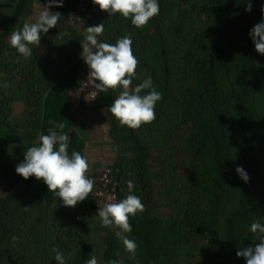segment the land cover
<instances>
[{"label": "rangeland", "instance_id": "rangeland-1", "mask_svg": "<svg viewBox=\"0 0 264 264\" xmlns=\"http://www.w3.org/2000/svg\"><path fill=\"white\" fill-rule=\"evenodd\" d=\"M30 1L0 0V85L9 82L0 86V264H57L54 248L72 254L68 264H86L93 254L99 264H246L236 252L260 243L258 234L247 236L251 218L264 212V55L249 35L264 20V0H158L159 14L135 30L142 55L133 86L147 75L162 93L151 124L132 130L112 116L121 148V199L131 180L145 205L129 218L135 258L116 235L119 229L95 228L91 194V211L64 206L42 180L15 171L24 152L52 127L45 96L27 97L22 79L13 77L19 53L8 41L21 21L13 13ZM119 21L104 17L107 43L123 37L126 26ZM219 41L231 57L211 80L205 63ZM119 91L107 93L112 102ZM60 122L67 127L65 112ZM238 165L248 182L236 172Z\"/></svg>", "mask_w": 264, "mask_h": 264}, {"label": "clouds", "instance_id": "clouds-1", "mask_svg": "<svg viewBox=\"0 0 264 264\" xmlns=\"http://www.w3.org/2000/svg\"><path fill=\"white\" fill-rule=\"evenodd\" d=\"M92 2L109 16L119 13L123 18L130 19L131 24L137 29L144 28L160 11L158 0H92ZM52 4L62 6V0H49V3L33 17L35 22H25L22 29L11 34L8 41L10 46L24 58L32 55V46L36 48L40 46L42 33H47L49 29L58 25L61 13L50 11ZM251 8L252 5L249 3L246 11L250 12ZM103 33V23L89 26L85 42L81 44V56L88 66L94 87L103 93L120 89L109 108L120 126L137 130L142 125L151 124L156 119L155 106L162 100V93L153 86L151 76L133 86V80L138 78L136 69L139 60L133 53L131 35H125L114 44H110L98 41L97 37ZM249 35L257 53L264 55V20L256 23ZM0 86L8 87L9 82L4 81ZM142 92L145 94L141 95ZM48 123L52 125L48 134L39 135L38 146H32L24 152V160L16 166L15 171L24 179L34 176L37 180H42L48 192L54 193L64 206L75 207L93 191L94 181L87 175L90 165L80 152L73 150L69 154V136L63 132L66 124L54 120H49ZM236 172L245 182L249 181L250 178L242 166L238 165ZM133 189V182L127 181L126 198L114 202V198L109 196V202L99 207L98 216L103 227L119 229L116 235L125 251L135 258L138 245L127 235L132 232L129 218L137 213H143L145 205L140 197L133 194ZM249 230L259 235L260 243L240 248L236 255L245 258L246 264H264V224L258 220L254 221ZM16 239V236L12 237L13 241ZM53 251L57 264H68L71 253L65 257L58 248H54ZM86 264H99L97 256L93 254ZM109 264L120 262L112 260Z\"/></svg>", "mask_w": 264, "mask_h": 264}, {"label": "crops", "instance_id": "crops-1", "mask_svg": "<svg viewBox=\"0 0 264 264\" xmlns=\"http://www.w3.org/2000/svg\"><path fill=\"white\" fill-rule=\"evenodd\" d=\"M69 1L62 0V6H50V11L61 13L58 25L41 34L40 46H32L30 57L23 58L18 54L16 60L20 69L16 66L17 75L13 77L22 79L20 91L27 97L30 94L45 96V101L49 103L47 114L52 120L60 122L66 113L69 122L64 132L69 136L68 152L71 154L76 150L87 158L90 165L88 176L104 166H112L117 172L121 148L114 138L112 114L109 111L113 99L103 92L98 99H90L76 83L74 72L81 58L82 46L77 32L68 28L64 20V8ZM48 3L49 0H31L25 9L22 8L23 11L16 8L13 14L21 20L18 30L25 22H35L33 17ZM102 37L106 42L105 32ZM23 80H36V84L30 83L24 90ZM91 203L88 196L76 207L91 211ZM94 221L95 228L101 226L99 216L96 215Z\"/></svg>", "mask_w": 264, "mask_h": 264}, {"label": "built area", "instance_id": "built-area-1", "mask_svg": "<svg viewBox=\"0 0 264 264\" xmlns=\"http://www.w3.org/2000/svg\"><path fill=\"white\" fill-rule=\"evenodd\" d=\"M99 16L100 8L98 5L93 4L92 0H70L67 22L80 36L81 44L85 42L87 27L100 24ZM97 39L99 42H102V35L98 36ZM75 77L80 89L90 99H98L102 95V92H99L94 87L93 78L89 75L88 66L82 56L76 66ZM89 177L94 181V188L91 195L96 201L95 209L97 213L99 207H103L105 203L109 202V196L114 198V202L121 200L114 167L104 166L97 172L91 173Z\"/></svg>", "mask_w": 264, "mask_h": 264}, {"label": "trees", "instance_id": "trees-1", "mask_svg": "<svg viewBox=\"0 0 264 264\" xmlns=\"http://www.w3.org/2000/svg\"><path fill=\"white\" fill-rule=\"evenodd\" d=\"M70 3V1H69ZM69 3L67 5L66 8H64V20H65V23L67 24V27L71 28L72 30H74L72 27H70V25L68 24L67 22V13H68V7H69ZM105 16L107 18H109V14L106 12ZM104 11H102L100 9V16H99V21H100V24L103 23V19H104ZM115 16V18H118L120 21L119 23H123L125 26H126V30L124 31V35H128L130 34L131 35V39H132V49H133V53L134 55L137 57V59L139 60V63H140V56L142 55V50H141V47H140V44H139V36L137 35L138 33H135V30L137 28H135L132 24H131V21L130 19H125L123 18L119 13L113 15ZM137 30H141V29H137ZM79 36V35H78ZM80 38V36H79ZM81 40V39H80ZM102 42H105L104 41V38L102 37ZM223 44L221 41L217 42L214 44L213 46V49L209 55V58H208V61L205 63L206 65V70H205V74L207 75V77H209L211 80L213 79V73L220 67H224L226 66L227 63H229V58L231 57L230 56H226V54L223 52ZM18 60V59H17ZM17 60L16 58L14 59V65L20 67V65L17 64ZM205 65L203 66V68H205ZM13 67V65L11 66V68ZM199 68L202 69V66H201V63L199 65ZM139 69L140 67L138 66L136 71L139 72ZM146 77H148L146 75ZM22 83V82H21ZM33 84L35 85L36 84V80H23V89L26 90L27 87H29L28 85L29 84ZM21 85V86H22ZM34 90V89H33ZM31 95V94H30ZM203 97V95H202ZM244 121H240V124L243 125ZM244 133L246 134L247 132L244 130ZM219 143V142H217ZM216 151L218 152V148H216ZM116 180H117V172H116ZM221 181H222V178H221V173L219 174L218 178H217V181H216V185H215V190H214V195L216 197V201H215V205L216 207L212 208L209 210V217L211 219H213V222L211 224V226L213 224H215L216 222V219H217V210H218V207H219V204L220 202L218 201V197H219V188H220V185H221ZM117 182V185H118V181ZM119 187V185H118ZM120 189V188H119ZM91 194V193H90ZM121 194V193H120ZM94 200V205L96 204V201L95 199L93 198ZM260 221L261 224H264V212L263 214H257L255 216H253L249 222V229H250V226H251V223L254 222V221ZM248 240H254L256 239V234L254 233H251L250 230L248 232V236H247ZM90 245V244H89ZM85 251H91V248H86Z\"/></svg>", "mask_w": 264, "mask_h": 264}]
</instances>
